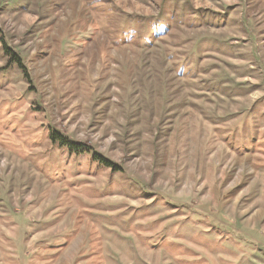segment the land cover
<instances>
[{
	"label": "rangeland",
	"instance_id": "374dc122",
	"mask_svg": "<svg viewBox=\"0 0 264 264\" xmlns=\"http://www.w3.org/2000/svg\"><path fill=\"white\" fill-rule=\"evenodd\" d=\"M0 264H264V0H0Z\"/></svg>",
	"mask_w": 264,
	"mask_h": 264
},
{
	"label": "trees",
	"instance_id": "16d2710c",
	"mask_svg": "<svg viewBox=\"0 0 264 264\" xmlns=\"http://www.w3.org/2000/svg\"><path fill=\"white\" fill-rule=\"evenodd\" d=\"M67 144V143H66ZM71 148H69V151L71 152H75V153H79L80 152V146L76 145V144H68ZM100 164H103V165H107V166H110L109 164H106V162L100 160L99 162Z\"/></svg>",
	"mask_w": 264,
	"mask_h": 264
}]
</instances>
